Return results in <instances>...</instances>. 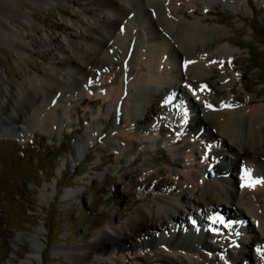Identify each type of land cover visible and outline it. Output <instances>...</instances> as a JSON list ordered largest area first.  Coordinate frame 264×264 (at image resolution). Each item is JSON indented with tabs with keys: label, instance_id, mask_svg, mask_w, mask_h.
<instances>
[{
	"label": "bare ground",
	"instance_id": "bare-ground-1",
	"mask_svg": "<svg viewBox=\"0 0 264 264\" xmlns=\"http://www.w3.org/2000/svg\"><path fill=\"white\" fill-rule=\"evenodd\" d=\"M196 1L189 3L196 4ZM40 2L43 0H0V37L20 52L29 45L9 29L8 21L11 19L24 26L25 20L12 19L2 6L20 8L30 3L37 6ZM186 2L80 0L74 12L76 22L68 30L65 45H55L50 37L39 43L38 47L43 52L48 51L44 55L51 59L42 73L28 71L17 89L6 84L0 74V140L23 142L31 139L35 132L48 133L53 129L60 110L51 102V96L45 105L39 102L49 94L58 97L62 86L73 89L68 90L72 98L81 97L82 103L97 105L98 112H102L106 102L117 109L119 115L107 123L119 128L111 134L112 139H120L133 147L132 139L146 143L156 135L163 136L168 130H163L160 123L173 122L172 114L183 113L188 107L195 110L193 115H182L180 124L177 123L178 131H174L177 134L173 133L164 147L176 152L177 160L163 157V161L183 170L159 173L146 170L139 181L153 189L165 188L164 192L169 193L175 180L180 184L177 198L156 194L150 205L141 204V199L131 192V203L120 212L132 210L125 222L107 224L91 235L88 247L92 259H111L115 254L126 252L134 261L131 264H173L164 258L170 255L184 257L182 264H200V256L196 255L200 245L215 252L225 249L226 257L209 255L216 256L217 264H240V258L247 260V264H264V183H256L264 180V106L261 105L264 97L248 98L244 102L246 106H242L240 95L233 98V105L226 102V93L236 89L223 71L230 54L227 49H215L220 42L229 43L230 39H226L222 31L205 32L196 22L188 24L175 16ZM205 8L210 12L208 5ZM192 14L196 15L197 11L193 9ZM20 15L17 14L21 18ZM179 15L189 19L182 10ZM142 19L147 29L141 31L139 20ZM59 25L57 23V27ZM201 40L205 45H194ZM142 50H145L143 58V54H139ZM230 63L236 66L239 60L230 58ZM162 68L168 81L160 76ZM140 83L148 88L140 87L136 95L134 89ZM183 85H194L201 90L195 94L203 97L204 102L185 96ZM241 86L249 89L245 81ZM202 88L213 92L216 99H205L206 91ZM61 98L66 104L70 101H65V96ZM171 103L176 108L169 107ZM235 108H239L237 113ZM144 123L146 128L140 126ZM100 130L95 139L105 142L107 138H103ZM96 140L92 142L89 138L82 143L88 146ZM134 150L135 154L126 162L128 166L140 160L138 150ZM135 185L133 181L130 189ZM183 186L190 193L185 192ZM153 192L149 188L142 196L150 197ZM114 199L120 201L117 197ZM185 201L193 204L194 213L185 212L182 204ZM219 206L231 213L220 211ZM228 231H232L233 236L225 238ZM249 235L248 242L244 237ZM208 239L212 240L211 244ZM35 244L30 247V262L40 252V244ZM234 246H237L236 254L231 250ZM58 250L72 257L81 249ZM153 250L154 254L150 255ZM203 257L206 258L204 254Z\"/></svg>",
	"mask_w": 264,
	"mask_h": 264
},
{
	"label": "rangeland",
	"instance_id": "rangeland-1",
	"mask_svg": "<svg viewBox=\"0 0 264 264\" xmlns=\"http://www.w3.org/2000/svg\"><path fill=\"white\" fill-rule=\"evenodd\" d=\"M186 1L179 12L182 10L189 19L182 18L178 11L175 16L188 24L196 22L205 32L222 31L230 42H220L215 50L227 49L231 59L239 60V64L235 66L231 65L230 58L227 59V65L223 69L224 75L229 76L231 83L236 86L233 93H226V102L229 101V105H233V98L240 95L242 106H246L244 102L248 98L264 97V0H237L232 3L224 0H197L196 4L189 3L190 0ZM79 2L80 0H43L37 6L34 3L20 8L15 5L2 6L12 19L25 20L23 26L10 19L8 27L29 45L27 50L20 52L9 41L0 37V74L6 84L17 89V85L28 71L33 74L43 72L51 63V59L50 56L44 55L48 54V51L44 49L43 52L38 47L39 43L42 39L50 37L55 45H65L68 30H71L72 23L76 22L74 12L79 8ZM206 5L210 7V12L206 10ZM193 9L197 11L196 15L192 14ZM152 14L154 16V13ZM257 14L260 16H256ZM139 21L141 31L146 30L147 23H144L143 19ZM57 23L60 24L58 27ZM204 42L196 41L194 45H205ZM150 50H154V47L151 46ZM139 54H143V58L145 50ZM74 76L80 77L79 74ZM160 76L166 78V81L169 80L163 68ZM244 81L249 83L247 90L241 86ZM183 88L186 90L185 96L188 95V98L191 97L195 102H204L203 97L196 96L195 93L201 90L196 89L194 85H183ZM69 89L73 90L62 86L58 90L59 98L49 94L47 98L40 99L39 104L45 105L47 99L52 97L51 102L60 110L56 115L57 125L48 133L35 132L31 139L23 142L14 139L0 140V264L134 263L127 257L126 252L115 254L111 259H92L88 247L91 235L107 224L120 225L125 222L132 210L124 214L120 212L131 203V192L133 196L141 199V204L149 205L154 201L156 194L165 193V188L153 189V186L146 187L139 182L146 170L156 173L162 170H183L166 163L162 158L177 160L176 152L165 150L164 147L174 134H177L174 131H178L177 123L182 115H193L194 109L188 107L183 113L172 114V120L175 119L173 122L160 123L163 130H168L164 131L163 136L156 135L146 143L132 139L135 143L133 147L120 139H112L111 134L119 128L116 125L108 126L107 123L112 122L118 114L117 109H113L106 102L102 112H98L97 105L82 103L81 97L72 98ZM202 90L206 91L205 99H216L213 92L210 93L205 88ZM63 96L66 97L65 101L70 100L67 104L62 101ZM169 107L175 106L171 103ZM237 111L239 108L234 109L235 113ZM140 126L146 128L147 124ZM70 129L71 132L68 131ZM99 129L103 138H107L105 142L95 139ZM89 138L92 142L96 140L95 143L84 145L82 142ZM157 139H161L160 144L155 143ZM144 147L149 149L144 150ZM134 149L138 150L140 160L128 166L126 162L135 154ZM178 160L181 161L182 158L178 157ZM160 174L167 176V173ZM231 174L235 176V172L231 171ZM120 175L123 177L119 178ZM133 181L137 185L131 190ZM171 186L169 193L165 194L169 198H177L180 184L174 180ZM149 188L154 191L153 194L150 197L142 196ZM182 188L190 193L185 186ZM183 204L186 213H194L193 204L189 201ZM218 209L231 213V210L223 209V206ZM232 236V231H228L225 238ZM249 237L250 235L244 238L249 242ZM211 241L208 239L210 244ZM36 242L40 244V252L32 263L29 261L30 247L35 246ZM72 247L81 249L72 257L58 250ZM236 247L231 249L235 254ZM154 251L149 254L153 255ZM214 254L227 256L225 249L215 252L199 245L196 251V255L200 256V264L219 263L215 260L216 256L210 257ZM164 258L173 264H182L181 261L185 259L177 255ZM207 258L208 261L204 262ZM238 261L240 264H247V260L242 258Z\"/></svg>",
	"mask_w": 264,
	"mask_h": 264
},
{
	"label": "snow or ice",
	"instance_id": "snow-or-ice-1",
	"mask_svg": "<svg viewBox=\"0 0 264 264\" xmlns=\"http://www.w3.org/2000/svg\"><path fill=\"white\" fill-rule=\"evenodd\" d=\"M241 179H244V177L242 176ZM256 183H264V180L256 181ZM241 186L243 187L244 185H241ZM249 186H251V185H249ZM215 222H216V221L213 220V223H215ZM221 223H223V222L221 221ZM257 251H260V250L257 249Z\"/></svg>",
	"mask_w": 264,
	"mask_h": 264
}]
</instances>
